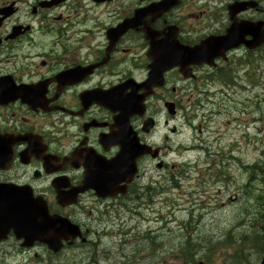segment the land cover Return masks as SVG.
<instances>
[{"label": "flooded vegetation", "instance_id": "flooded-vegetation-1", "mask_svg": "<svg viewBox=\"0 0 264 264\" xmlns=\"http://www.w3.org/2000/svg\"><path fill=\"white\" fill-rule=\"evenodd\" d=\"M160 1L0 0V188L15 190L7 201L24 202L23 191L44 201L50 216L79 230L54 253L39 241L25 245L8 231L0 240V264H154L164 228H151V200L136 192L148 196L151 186H164V176L156 182L149 172L181 147L171 144L172 135L181 133L174 121L187 116L195 123L205 116L208 79L220 86L211 102L215 116L233 115L224 100L240 92L250 60L253 68L264 60V43L254 50L245 46L264 34V0H215L210 26L183 22L182 10L196 19L202 6L179 0L157 20L144 15L115 36L135 12ZM242 2L255 6L239 11ZM168 27L176 34L164 43ZM231 28L236 40L216 51L212 67L180 59V47L220 40ZM172 58L178 64L171 67ZM122 103L128 107L124 118ZM241 114L235 111V122ZM126 121L130 133L123 137ZM123 151L125 173L116 165ZM167 168L163 163L161 171ZM141 238L149 246L138 248Z\"/></svg>", "mask_w": 264, "mask_h": 264}, {"label": "rangeland", "instance_id": "rangeland-1", "mask_svg": "<svg viewBox=\"0 0 264 264\" xmlns=\"http://www.w3.org/2000/svg\"><path fill=\"white\" fill-rule=\"evenodd\" d=\"M137 2L138 0H124V4ZM181 15L187 25L192 21L194 24L209 25L207 20L212 17H207L205 12H202L201 16L192 19L188 9L182 10ZM254 96L264 101V92L259 88L250 92V104L246 94L235 98L242 101V109L232 101L229 102L232 97H227L228 113L235 115L236 111V115H239L245 111L246 114H241L239 125L227 116L214 117L210 121L212 123L208 125V132L203 134V138L209 143L210 155L189 152L180 157L179 161L184 162L183 167L188 175H182L178 179L177 184L180 186L177 190L171 191L173 187H170L176 208L170 212L163 211V220L154 225L150 224L151 228H156L164 223L166 234L165 240L163 233V238L157 237L156 241H159L162 247L155 252L154 264L259 263L261 250L258 251V247L251 244L252 238L241 240L244 236L255 238L259 235L258 229L252 227V219L248 221L245 216L258 213L253 205L256 198L253 197L258 193L259 187L264 188V132L257 135L256 139L252 137L257 132L256 128L259 126L261 130L264 125V104L258 107ZM258 116L262 117V123L250 126L246 124ZM201 123L203 122H196L194 125L196 127ZM185 134L188 139L196 135L193 131H187ZM244 134L246 141L242 139ZM230 149L233 151L230 152ZM254 163L261 164V172L259 175L256 173L250 176L251 180H256L249 183L248 172L242 167ZM207 169H210V172ZM190 210L193 214L192 224L189 222ZM187 225H191L192 230H187ZM181 227L190 234L185 235L184 231L180 230ZM135 245L138 248L149 246L140 241ZM108 251L112 252V247ZM111 252L108 253L109 257Z\"/></svg>", "mask_w": 264, "mask_h": 264}, {"label": "water", "instance_id": "water-1", "mask_svg": "<svg viewBox=\"0 0 264 264\" xmlns=\"http://www.w3.org/2000/svg\"><path fill=\"white\" fill-rule=\"evenodd\" d=\"M177 4V0H164L163 2H161L159 5H151L149 7H147L144 10H140L137 11L134 15V18L129 22V24L132 26V28H135L137 23L140 22V18L143 17L144 15H148V14H154L155 18L159 17L163 12L168 11V9H170L171 7H173L174 5ZM127 22H125L121 28H119L118 30L115 31L117 37L121 36L125 30H127L128 25H126ZM153 36L150 35L149 38H152ZM167 37L166 35H164V40L163 42L166 43L167 42ZM229 36L225 38V40H228ZM232 39V38H231ZM171 44L173 45V41L171 40ZM154 46H156V44H154ZM202 50L199 49H195L193 51L192 54H190L189 52H187L185 49H182V52L180 54V59H194V58H198L199 62L201 61L202 63H206L208 64L210 62V60H212L214 53V50L221 49L224 44H222L221 41L218 42H213V41H206L202 44ZM159 48L163 49L164 48V44H159L158 46ZM226 48H229V46H227ZM171 52L173 51V48L170 46ZM171 67L177 65L178 63H175V60L172 58L171 59ZM12 190H8L6 192H0V197L2 198H8L9 196L11 198H14L15 196L11 195L13 192H11ZM14 200V199H11ZM23 209H25V205L24 204H19L18 206H13V205H9L7 206V204H4V206L2 207L1 211H0V220H5L6 218H8V216H11V221L12 222H20L22 215L24 214L21 207ZM10 221V223H11ZM260 264H264V251H263V256L261 259Z\"/></svg>", "mask_w": 264, "mask_h": 264}, {"label": "trees", "instance_id": "trees-1", "mask_svg": "<svg viewBox=\"0 0 264 264\" xmlns=\"http://www.w3.org/2000/svg\"><path fill=\"white\" fill-rule=\"evenodd\" d=\"M260 163L254 164L252 166L246 167L244 168V170H246L248 172L249 178L250 176H253L254 174H258L261 172V167H260ZM249 181V180H248ZM253 180H251L249 182H252ZM252 191L254 189H251ZM258 193L255 195L256 201H254V206L257 208V212L258 214H263L264 215V188H260L259 190H257Z\"/></svg>", "mask_w": 264, "mask_h": 264}, {"label": "bare ground", "instance_id": "bare-ground-1", "mask_svg": "<svg viewBox=\"0 0 264 264\" xmlns=\"http://www.w3.org/2000/svg\"><path fill=\"white\" fill-rule=\"evenodd\" d=\"M204 110H205V109H204ZM207 115H208V112L205 114V116H207ZM142 240H144V238H143V239H141V240H137V241H140V242H141ZM137 241H136V242H137ZM136 242H135V243H136ZM212 243H213V242H212ZM212 243H211V247L213 246V244H212ZM108 252H111V251H108Z\"/></svg>", "mask_w": 264, "mask_h": 264}]
</instances>
